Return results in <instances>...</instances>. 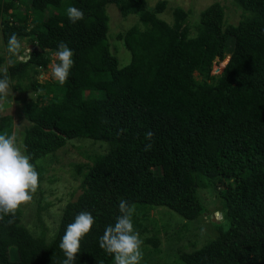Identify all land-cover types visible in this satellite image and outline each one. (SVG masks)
<instances>
[{"label": "trees", "instance_id": "obj_1", "mask_svg": "<svg viewBox=\"0 0 264 264\" xmlns=\"http://www.w3.org/2000/svg\"><path fill=\"white\" fill-rule=\"evenodd\" d=\"M232 2L241 10L235 25L215 2L201 11L192 35L189 13L180 7L171 25L158 17L165 0L153 10L145 0H0L3 43L15 33L32 45L31 58L8 65L7 77L21 92H38L24 104L30 126L22 146L39 181L44 169L38 162L68 141L105 145L86 156L89 163L74 165L81 193L67 202L50 239L40 219L34 236L21 223V210L0 219V264H62L60 240L81 212L95 223L74 264H114L99 239L120 215L121 199L135 205L136 231L156 207L195 221L206 215V199L214 194L222 214V222L211 224L217 236L181 252L178 264H264V0ZM108 5L122 18H138L116 36L130 53L123 67L107 41ZM69 6L82 10L84 19L72 24ZM62 41L74 53L66 83H40L35 77L50 63L47 52ZM5 61L0 55V66ZM220 62H227L222 72L212 74ZM7 125L3 117L0 134L11 135ZM146 144L152 145L148 151Z\"/></svg>", "mask_w": 264, "mask_h": 264}, {"label": "rangeland", "instance_id": "obj_2", "mask_svg": "<svg viewBox=\"0 0 264 264\" xmlns=\"http://www.w3.org/2000/svg\"><path fill=\"white\" fill-rule=\"evenodd\" d=\"M145 1L147 8L153 10L155 3L160 0ZM165 1L167 2L166 9L158 17L171 25L173 22L172 12L175 8L180 7L189 13L187 24L191 27L192 35L196 33L194 25L198 23L201 11L215 2H219L225 8L227 24L235 25L241 16V10L233 4L232 0ZM26 2L29 4L30 0H26ZM24 7L26 5H22L20 9L22 10ZM106 13L109 19L107 41L110 51L117 57L119 66L123 67L129 63L130 53L116 36L138 24V18L133 14L122 18L115 5H108ZM21 41L28 44L26 39ZM232 43V40H230L227 53L230 52ZM30 48L32 49V47ZM53 53L47 52V56L50 59L49 65L53 61ZM0 55L5 57V65L9 59V54L7 46L2 41L1 32ZM49 65L46 70H39L36 75L35 78L40 83L54 80L51 77ZM221 65L222 62L215 63L212 74L221 73ZM218 69L220 70L218 71ZM195 75L197 76V74ZM10 89V94L0 100V104L3 106L2 110H0V120L3 117L6 118L8 125L5 126V129L10 128L11 134L15 133L17 141L24 152L22 146L23 133L30 126V122L24 114V104L34 100L38 92L32 90L21 92V87H17L16 81L10 82ZM46 102L43 101L42 105H46ZM104 147V144L93 143L89 139H74L68 141L63 148L38 162L39 166L44 169L43 178L39 181L37 191L32 194V200L20 209L22 213L21 223L34 236L40 233V221H42L46 238L50 239L57 228L63 208L67 202L74 201L81 193L79 190L80 175L76 176L74 174V165L89 163V158L86 156L99 154L105 151ZM201 197L204 200V191H202ZM206 200L208 204L206 215L189 223H185L182 217L167 208L156 207L150 210L148 216L135 231L139 233V238L143 241L141 245L143 257L140 264H178V255L181 252H190L192 249H198L207 241L216 237L217 228H214L211 224L213 222H222L219 218V216L222 217L220 212L221 205L215 194ZM48 202L50 205L44 206ZM202 228L205 229L203 233L201 232ZM193 243H195V246H192ZM10 255L12 259L16 258V253L13 251L10 252Z\"/></svg>", "mask_w": 264, "mask_h": 264}, {"label": "clouds", "instance_id": "obj_3", "mask_svg": "<svg viewBox=\"0 0 264 264\" xmlns=\"http://www.w3.org/2000/svg\"><path fill=\"white\" fill-rule=\"evenodd\" d=\"M66 14L72 24L84 19V12L74 6L67 7ZM7 52L9 59L5 65L0 66V73L3 74L0 77V98L7 97L11 92L7 77L8 65L27 62L32 56L29 45L23 43L15 33L9 36ZM73 55V51L63 41L53 53L54 58L49 65L50 74L61 86L66 83L74 65ZM2 108L0 104V110ZM152 135L149 132L146 138L151 140ZM151 147V144H146L145 151ZM38 186L39 174L30 162L29 155L22 151L15 133L0 134V219H3L4 215H11L14 218L17 211L32 200V194L37 191ZM119 211L120 215L116 218L115 224L105 228L99 239V247L114 257V264H140L143 257L141 251L143 241L139 238V233L134 231L132 218L135 205L121 199ZM94 223L91 213L81 212L75 217L74 222L67 226L59 243L65 257L62 264H74L81 250V242L90 233ZM204 231L202 228L201 232ZM98 264H102V261Z\"/></svg>", "mask_w": 264, "mask_h": 264}, {"label": "water", "instance_id": "obj_4", "mask_svg": "<svg viewBox=\"0 0 264 264\" xmlns=\"http://www.w3.org/2000/svg\"><path fill=\"white\" fill-rule=\"evenodd\" d=\"M29 46L32 47V45H29ZM227 62H228V61H227ZM227 62H226V63H227ZM226 63H225V65H226ZM225 65H224V66H225ZM224 66H222V70H223ZM219 70H220V69H218V71H219ZM222 70H221V72H222ZM217 216H218V215H217ZM219 218L221 219L222 217L219 216Z\"/></svg>", "mask_w": 264, "mask_h": 264}]
</instances>
